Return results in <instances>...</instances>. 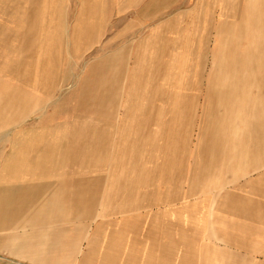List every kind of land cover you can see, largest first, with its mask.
<instances>
[{
  "label": "rangeland",
  "instance_id": "374dc122",
  "mask_svg": "<svg viewBox=\"0 0 264 264\" xmlns=\"http://www.w3.org/2000/svg\"><path fill=\"white\" fill-rule=\"evenodd\" d=\"M177 4L154 20L171 22L160 36L165 44L141 46L148 51L133 77L125 76L130 52L111 70L98 67L122 46L105 45L103 36L83 44L71 0H0V43L12 48L0 57V156L10 148L6 133L37 126L26 138L38 150L61 145L74 156L75 138L87 128L82 155L38 178L86 186L78 205L64 206L70 217L54 224L171 230L198 250L219 244V197L247 195L248 181L263 174L264 0H185V13ZM80 86L82 105L103 101L106 86L115 106H137L105 109L107 135L98 149L87 120L41 135L73 116ZM95 183V191L87 188Z\"/></svg>",
  "mask_w": 264,
  "mask_h": 264
},
{
  "label": "crops",
  "instance_id": "0c3cea01",
  "mask_svg": "<svg viewBox=\"0 0 264 264\" xmlns=\"http://www.w3.org/2000/svg\"><path fill=\"white\" fill-rule=\"evenodd\" d=\"M56 1L57 4L64 2ZM176 1L178 12H190V8L184 6L185 0ZM173 3L174 0H71L72 28L85 39L83 44L100 43L103 36L105 45H121L120 49L105 55L98 67L111 70L119 59H124L125 51L130 52L134 63L129 69L127 63V70L131 73L126 72L125 76L136 77L140 76L133 72L139 67V55L148 51L141 46L165 44L160 36H165L171 22L156 24L154 20L162 13L172 11L169 7ZM206 10V6L200 4L199 12ZM11 38L16 41L17 35ZM9 49L12 48L0 43V57L7 55ZM80 89L73 116L64 124L57 123L42 131L41 135L49 129L57 131L87 120L95 125L93 134L94 141L98 142L95 149H98L102 134L104 137L107 135L105 109L137 106H115L112 90L109 88L108 94L106 86L103 101L95 99L89 101L92 105H82L86 93L82 86ZM60 108H68L69 112V107ZM61 112L58 113L66 111ZM30 113V109H24V115ZM25 117L12 121L18 124ZM102 124L103 128L100 127ZM37 128L22 134H5L10 148L0 156V264H264V172L255 180L248 181L244 187L247 195L233 191L219 197V235H215L218 230L210 235L219 236V244L202 245L198 250L193 249L191 242L178 241L177 237L184 235L171 230L66 228L54 223L70 217L71 210L64 206L78 205L83 194L81 191L86 186L81 181H41L38 178L46 177L56 168L62 169L67 159L75 161L82 155L87 147V137H81L87 133V128L75 138L74 156L69 155V148L61 145H55L49 154L38 150L40 148L26 138ZM26 141L29 143L25 144ZM96 184L87 188L95 191ZM111 224L109 221L107 225ZM80 238H86L83 247L81 242L84 239Z\"/></svg>",
  "mask_w": 264,
  "mask_h": 264
}]
</instances>
